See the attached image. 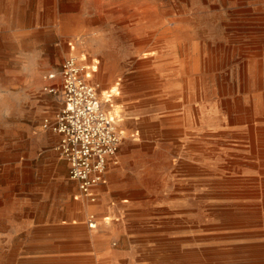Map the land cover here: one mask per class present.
Wrapping results in <instances>:
<instances>
[{"label": "rangeland", "instance_id": "1", "mask_svg": "<svg viewBox=\"0 0 264 264\" xmlns=\"http://www.w3.org/2000/svg\"><path fill=\"white\" fill-rule=\"evenodd\" d=\"M263 9L0 0V264H264V143L239 122L264 139ZM70 55L122 136L95 202L45 125L43 76Z\"/></svg>", "mask_w": 264, "mask_h": 264}, {"label": "built area", "instance_id": "2", "mask_svg": "<svg viewBox=\"0 0 264 264\" xmlns=\"http://www.w3.org/2000/svg\"><path fill=\"white\" fill-rule=\"evenodd\" d=\"M84 71L85 66L70 55L59 69L44 74V91L62 101L54 120L47 119L45 125L59 135L56 150L68 165V178L95 202L94 189L104 180L109 164L118 163L122 136L103 106L98 86L86 79Z\"/></svg>", "mask_w": 264, "mask_h": 264}, {"label": "bare ground", "instance_id": "3", "mask_svg": "<svg viewBox=\"0 0 264 264\" xmlns=\"http://www.w3.org/2000/svg\"><path fill=\"white\" fill-rule=\"evenodd\" d=\"M264 10V9H263ZM261 11V10H260ZM262 18V17H261ZM260 18V19H261ZM264 18V17H263ZM237 50V49H236ZM236 52V51H235ZM256 54V53H255ZM259 54H261V53H259ZM234 55V54H233ZM257 56V55H256ZM245 62H246V60H245ZM257 62V61H256ZM247 63V62H246ZM250 70H253V75H254V77H255V79H256V84H257V86L258 85H262V84H264V74H263V72H262V69H261V66L260 65H256V66H252V68L250 69ZM228 88V87H227ZM259 88V87H258ZM231 91H233V90H231ZM248 93V92H247ZM250 93V92H249ZM264 95V94H263ZM242 107V106H241ZM239 108V107H238ZM237 108V109H238ZM248 108V107H247ZM240 110V109H239ZM242 110V109H241ZM249 111V110H248ZM252 111V110H251ZM240 112V111H239ZM238 112V113H239ZM242 112H243V110H242ZM241 115V114H240ZM243 115V114H242ZM238 116V115H237ZM246 116L247 117H240L239 118V122H246V124L248 125H246L247 126V138H248V140H249V142L250 143H252L254 146H255V144L256 143H261V142H263L264 143V139L261 137V135L259 134V132H258V130L256 129V125L254 124L255 123V121H254V118L252 117L253 115H251V114H246ZM237 125H240V124H237ZM260 128V127H259ZM246 131V130H245ZM244 139H246V138H244ZM256 152V151H255ZM259 156H258V158L260 159V160H262V159H264V155L263 154H258ZM261 171V170H260ZM247 209V208H246ZM92 224H93V228H96L97 227V225L95 224V223H93V221L91 220L90 221ZM90 222H89V228H91L92 229V227H90ZM57 244V243H56Z\"/></svg>", "mask_w": 264, "mask_h": 264}, {"label": "crops", "instance_id": "4", "mask_svg": "<svg viewBox=\"0 0 264 264\" xmlns=\"http://www.w3.org/2000/svg\"><path fill=\"white\" fill-rule=\"evenodd\" d=\"M54 99H56V101H57V103H59V99H58V96H56V95H54V98H53V100ZM58 99V100H57ZM116 123V125H118L119 123L118 122H115ZM108 177H109V175H108ZM104 184V183H103ZM103 187H104V185H103Z\"/></svg>", "mask_w": 264, "mask_h": 264}]
</instances>
